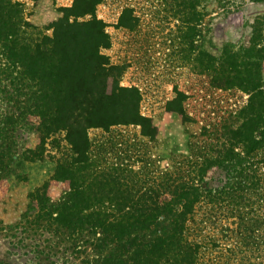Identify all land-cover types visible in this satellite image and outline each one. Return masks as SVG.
<instances>
[{"label":"trees","instance_id":"trees-1","mask_svg":"<svg viewBox=\"0 0 264 264\" xmlns=\"http://www.w3.org/2000/svg\"><path fill=\"white\" fill-rule=\"evenodd\" d=\"M5 1L9 13L0 20V40L7 66L1 68L9 80L4 84L23 96L25 104L17 115L2 120V194L10 187V165L16 157L6 124L34 118L38 141L19 154L20 163L42 158L49 137L59 131H65L72 152L59 159L50 179L27 193L23 214H35L37 223L51 227L55 223L75 236L89 234L87 243L95 257L91 264H264V45H260L264 21L260 16L251 44H244L245 53L227 52L214 68V85L250 91L243 120L224 124L209 136L205 126L201 141L191 136L190 154H181L180 182L166 172L159 184L148 185L146 177L136 179L144 183L133 192L134 187L124 181L135 179L132 172L128 177L118 168L89 173L94 166L91 128L141 126L136 135L152 140L159 130L141 112L139 88L121 85L119 66L102 53L111 38L105 20L96 14L101 0H83L75 7L73 20L64 15L52 22V34L25 40L15 36L18 24H32L22 18L16 2ZM79 15L90 17L79 20ZM120 23L129 26L127 20ZM181 114L185 116L182 106ZM52 183L66 186L62 201L50 196Z\"/></svg>","mask_w":264,"mask_h":264},{"label":"rangeland","instance_id":"rangeland-1","mask_svg":"<svg viewBox=\"0 0 264 264\" xmlns=\"http://www.w3.org/2000/svg\"><path fill=\"white\" fill-rule=\"evenodd\" d=\"M13 1L18 4L22 18L32 24L30 27L18 24L15 36L24 40L52 34V22L69 14L73 20L75 7L83 3V0ZM8 13L6 1L0 0V20ZM96 14L105 20L111 38L110 46L103 47L102 53L119 66L121 85L139 88L141 112L151 117L159 130L152 140L136 135L141 126L91 128L90 158L94 166L89 173L118 168L128 177L132 172L135 179L124 181L134 187L133 192L144 183V179L141 183L136 179L146 177L148 185L159 184L167 177L166 172L180 182L184 159L181 154H190L191 136L201 141L205 126L209 136L224 124L243 120L241 112L249 103L250 91L214 85L217 75L214 68L221 65L220 57L227 52L245 53L243 49L251 44L257 17L264 21V0H101ZM121 19L127 20L129 26L122 25ZM5 62L7 57L0 40V128L7 115H17L21 104H25L23 96L4 84L9 80L1 68H6ZM34 123V118L28 122L16 118L14 124H6L9 128H5V133L14 140L11 150L16 157L10 165V187L4 192L7 196L0 191V264H91L95 257L93 246L87 243L89 234L75 236L54 222L51 227L34 221L35 214H23L27 193L50 179L59 159L72 152L65 131H59L49 137L42 158L20 163L19 154L38 141ZM91 174L87 175V181ZM65 193L66 186L52 183L49 194L54 201H62Z\"/></svg>","mask_w":264,"mask_h":264}]
</instances>
